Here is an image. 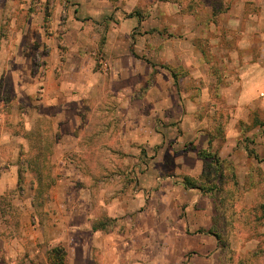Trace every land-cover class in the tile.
<instances>
[{
  "label": "rangeland",
  "instance_id": "obj_1",
  "mask_svg": "<svg viewBox=\"0 0 264 264\" xmlns=\"http://www.w3.org/2000/svg\"><path fill=\"white\" fill-rule=\"evenodd\" d=\"M92 1L0 0V263L264 264V14Z\"/></svg>",
  "mask_w": 264,
  "mask_h": 264
},
{
  "label": "crops",
  "instance_id": "obj_2",
  "mask_svg": "<svg viewBox=\"0 0 264 264\" xmlns=\"http://www.w3.org/2000/svg\"><path fill=\"white\" fill-rule=\"evenodd\" d=\"M225 1H227V0H225ZM103 2H106V3H108V6H109V8L110 9H112V7H113V5H112V2H110L109 0H93L92 1V3H93V7H92V12L94 13V15H93V17L94 16H98V14H101V12H99L100 10H102L101 9V6H102V4H103ZM234 7H235V11H229L228 12V14H234L236 17H231V18H235V19H238V21H242V18H247V16L246 15H251L250 14V12H249V9H247L246 7V5L248 4V3H253V6L255 7L254 8V16L256 17V16H258L259 15V19L261 18V16H262V14H264V0H234ZM230 16V15H229ZM228 16V17H229ZM230 18V17H229ZM115 32H117V30H115ZM111 36H114V34H112ZM122 38V37H121ZM50 41H48V43H46V44H49V50H50V52H51V55H53L54 53H56V51L58 50V48H55L56 47V45H55V47L54 46H52V44L51 43H49ZM124 39H122V43H123V45L121 46V51H122V56L124 57V59L126 60V61H128V60H131V56H133L134 57V53L132 54V52H129V50L125 47L126 46V43L124 44ZM112 44H114L113 42H112ZM37 50H39L38 48H37ZM135 52V51H134ZM115 60H119V58H114ZM48 73V76H47V84H48V86L50 87V86H52L51 87V89H48L47 91H46V93H47V95L45 96V99H44V101H45V103L47 104V105H52V104H56V102L58 103L59 101L62 103V104H64V100L66 99V98H69L68 100H77V102L80 104V102H81V104H82V102H83V99H85L86 97V95H82V97H78V96H75L74 94H72V93H69L70 95H69V97L67 96V97H64V98H59L60 97V95H59V93L58 92H56L54 89H53V79H52V76H50V74H51V72L50 71H48L47 72ZM61 88H63V87H61ZM61 91V90H60ZM59 96V97H58ZM83 98V99H82ZM51 102V103H50ZM60 103V104H61ZM63 113L60 111V113L59 114H57V115H59V116H61ZM199 141V140H198ZM2 191H0V194H2L1 193ZM143 192V191H142ZM156 194H157V199H160V201H161V204H163L162 203V201H164V200H168L167 198H168V196L166 195V194H164V192L163 191H161V190H158V191H156L155 192ZM142 194V193H141ZM143 195V194H142ZM137 196H139L140 197V193H137ZM140 201V200H139ZM114 204V203H113ZM139 204H140V202L138 203V209L137 210H139L140 209V206H139ZM85 211H86V208H85ZM208 211V210H207ZM210 211V210H209ZM128 212V211H127ZM112 213V215H113V212H111ZM87 214L88 213H86L85 212V217L87 218ZM139 214H142V218H144V217H146L147 215H148V211H147V209H143L142 211H140V213ZM109 216H111V214L109 215ZM137 223V222H136ZM142 223H144L143 221H142ZM5 223H0V261H2L3 262V260L5 259V257H6V255H5V237H4V235H2V233L4 232V230H5ZM67 229L66 230H69L70 231V228H72V229H74V230H78V231H80V230H84L85 231V234H87V232H89V231H93V223H72V224H70V223H68L67 224ZM142 233H143V231H142ZM216 241H217V239H216ZM215 241V242H216ZM218 242V241H217ZM217 242L216 243H214L213 244V241H209V243L211 244V247H210V252H207L206 254H205V257H204V259L203 260H205V263L206 264H210V262L212 261V259H213V252H212V250H213V248L215 247V248H217ZM85 243H86V241H85V239H83L82 241L80 240L79 242H78V245L79 246H81V251L79 252L80 254H78V257H79V259H87V257L86 256H89V258H90V260L91 259H93V255L92 254H87V247H86V245H85ZM108 254V253H107ZM123 254V255H122ZM122 254H119V252H110L109 253V258H111L112 260H115V262L114 263H111V264H122L121 262H119V261H121V260H123V259H121V258H123L124 257V259H129V260H131V258H132V256H133V254H131V253H122ZM123 256V257H120V256ZM103 256V255H102ZM128 256V257H127ZM100 258H102V259H105V256H103V257H101L100 256ZM0 264H3V263H0Z\"/></svg>",
  "mask_w": 264,
  "mask_h": 264
},
{
  "label": "trees",
  "instance_id": "obj_3",
  "mask_svg": "<svg viewBox=\"0 0 264 264\" xmlns=\"http://www.w3.org/2000/svg\"><path fill=\"white\" fill-rule=\"evenodd\" d=\"M200 154V153H199ZM185 184L189 185V183L187 182V180L185 179ZM94 228V227H93ZM96 229V228H95ZM97 230V229H96ZM217 240L218 237L216 236ZM51 255L55 256V264H63L66 254L65 251L62 248H55L51 251L50 253Z\"/></svg>",
  "mask_w": 264,
  "mask_h": 264
}]
</instances>
